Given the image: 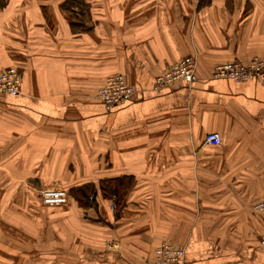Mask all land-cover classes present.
I'll return each instance as SVG.
<instances>
[{"label":"crops","instance_id":"crops-1","mask_svg":"<svg viewBox=\"0 0 264 264\" xmlns=\"http://www.w3.org/2000/svg\"><path fill=\"white\" fill-rule=\"evenodd\" d=\"M84 1L76 17L65 0H0V72L22 77L17 96H0V264L26 242L24 192L36 211L58 206L51 252L64 244L67 264H149L163 242L185 246L186 264H264L253 209L264 200V79L214 77L225 62L264 61V0ZM186 56L196 82L157 88ZM114 74L135 95L107 111L98 91ZM212 132L218 146L205 142ZM123 175L134 182L119 213L100 194L89 209L68 194ZM44 190L64 191L65 204L45 203Z\"/></svg>","mask_w":264,"mask_h":264},{"label":"built area","instance_id":"built-area-1","mask_svg":"<svg viewBox=\"0 0 264 264\" xmlns=\"http://www.w3.org/2000/svg\"><path fill=\"white\" fill-rule=\"evenodd\" d=\"M215 78L230 79L237 82H247L264 79V61L254 58L249 65H244L238 60L225 62L214 69ZM21 72L19 68L10 67L0 72V96H17L20 93ZM197 80V61L194 57L186 56L176 64L167 68L156 78L157 88L184 83L191 86ZM135 89L130 85L123 74H114L106 77L104 84L98 91V99L107 111L131 100ZM205 142L218 146L221 137L212 132L206 136ZM42 193L45 203L65 204L66 193L61 190H44ZM256 212L264 213V200L254 205ZM264 243V241H263ZM185 246L171 242H163L154 250V255L149 264H186Z\"/></svg>","mask_w":264,"mask_h":264},{"label":"rangeland","instance_id":"rangeland-1","mask_svg":"<svg viewBox=\"0 0 264 264\" xmlns=\"http://www.w3.org/2000/svg\"><path fill=\"white\" fill-rule=\"evenodd\" d=\"M37 196L40 198V195ZM22 197H27L28 200L26 201H29V206H26L29 220L26 219L23 224L24 228H26L27 237L24 238L26 242L19 248V253H13L11 264H57V262L67 264L68 255L64 244H60L58 256L57 253L51 252L53 237L50 213H52L54 208L57 209L58 206L38 205L36 211V205L31 203L33 200L31 194L24 192ZM33 216L35 217L34 219ZM12 237L13 242L16 243L15 236L13 235Z\"/></svg>","mask_w":264,"mask_h":264},{"label":"trees","instance_id":"trees-1","mask_svg":"<svg viewBox=\"0 0 264 264\" xmlns=\"http://www.w3.org/2000/svg\"><path fill=\"white\" fill-rule=\"evenodd\" d=\"M62 9L68 10L76 17L84 16L88 13V4L84 0H65L61 4ZM75 9H79L77 13ZM75 11V12H74ZM74 32L87 30V25L83 21L71 22ZM134 182L133 176L123 175L115 178H104L99 182V186L89 183L81 187H71L68 190L69 196L74 199L83 209L96 207V197L100 194L102 198L114 200L115 211L119 213L126 205V195Z\"/></svg>","mask_w":264,"mask_h":264}]
</instances>
